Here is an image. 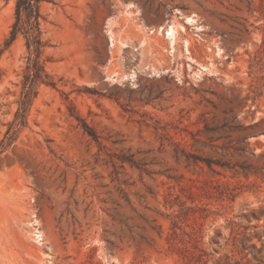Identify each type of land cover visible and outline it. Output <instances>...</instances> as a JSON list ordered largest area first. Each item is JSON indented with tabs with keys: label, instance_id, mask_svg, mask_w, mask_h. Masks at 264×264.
<instances>
[{
	"label": "rangeland",
	"instance_id": "1",
	"mask_svg": "<svg viewBox=\"0 0 264 264\" xmlns=\"http://www.w3.org/2000/svg\"><path fill=\"white\" fill-rule=\"evenodd\" d=\"M13 5L0 0V48ZM42 11L47 71L61 81L39 88L0 152V264H264V0ZM24 56L21 39L0 56V141Z\"/></svg>",
	"mask_w": 264,
	"mask_h": 264
},
{
	"label": "trees",
	"instance_id": "2",
	"mask_svg": "<svg viewBox=\"0 0 264 264\" xmlns=\"http://www.w3.org/2000/svg\"><path fill=\"white\" fill-rule=\"evenodd\" d=\"M50 0H13V21L10 25L8 35L4 39L0 48V56L8 50L18 39H21L25 49L24 66L21 72L19 83V93L16 100V110L13 118L6 125V131L0 141V152L12 145L19 134L28 126L29 115L32 105L39 94L41 86L57 88L61 79H56L47 71V65L52 63V56L48 54L51 44L44 36V23L46 17L42 11L44 3ZM85 91H90L85 88ZM94 94V92H89ZM69 115L73 117L81 127L84 134L95 143L99 149L101 145L100 136L86 121L77 114L74 107L69 108ZM194 163H203L208 168L219 165L217 162L192 154H183ZM109 158H116L121 164L128 163L136 167L137 163L132 160V156H116L108 154ZM114 167V164H112Z\"/></svg>",
	"mask_w": 264,
	"mask_h": 264
},
{
	"label": "bare ground",
	"instance_id": "3",
	"mask_svg": "<svg viewBox=\"0 0 264 264\" xmlns=\"http://www.w3.org/2000/svg\"><path fill=\"white\" fill-rule=\"evenodd\" d=\"M185 22L188 23V24H191V25H195L196 20L193 17H186L185 18ZM180 29H183V27L180 26ZM176 33H177V31L173 27H170L167 30V32H166V36L169 39L170 44H171L172 47L175 45V35H176Z\"/></svg>",
	"mask_w": 264,
	"mask_h": 264
}]
</instances>
